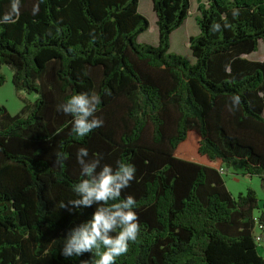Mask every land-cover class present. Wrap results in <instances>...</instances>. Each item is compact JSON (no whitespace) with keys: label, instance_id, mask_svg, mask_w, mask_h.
<instances>
[{"label":"trees","instance_id":"1","mask_svg":"<svg viewBox=\"0 0 264 264\" xmlns=\"http://www.w3.org/2000/svg\"><path fill=\"white\" fill-rule=\"evenodd\" d=\"M139 4L0 0V86L9 65L14 87L37 94L14 115L0 105V264H91L61 255L95 208H60L83 178L79 147L136 169L121 197L136 199L140 231L116 264H264L259 198L223 178L241 165L264 182V59L247 57L264 42V0H198L192 63L170 51L191 1L152 0L157 45L138 40L150 26ZM87 92L103 125L78 139L57 106Z\"/></svg>","mask_w":264,"mask_h":264},{"label":"clouds","instance_id":"2","mask_svg":"<svg viewBox=\"0 0 264 264\" xmlns=\"http://www.w3.org/2000/svg\"><path fill=\"white\" fill-rule=\"evenodd\" d=\"M233 15H237L236 10ZM233 102L238 104L239 98L235 97ZM100 103L95 92L79 93L60 103L57 111L71 117V133L79 139L103 125V120L96 115ZM61 161V154H57L56 163L62 166ZM76 161L83 178L72 184L74 198L66 203L61 201L60 208H68L70 212L93 205L95 208L86 220L67 231L61 255L79 257L89 252L91 264H116L117 258L128 252L129 243L137 240L140 231L136 199L132 195L121 197L122 190L135 179V166L124 160H118L115 167L102 165L99 158H89L85 147L77 149Z\"/></svg>","mask_w":264,"mask_h":264},{"label":"rangeland","instance_id":"3","mask_svg":"<svg viewBox=\"0 0 264 264\" xmlns=\"http://www.w3.org/2000/svg\"><path fill=\"white\" fill-rule=\"evenodd\" d=\"M190 1L191 9L193 11L198 7V0ZM139 10L149 20L150 26L138 40L142 43H149L153 37L158 38L157 18L153 10L152 0H140ZM182 56L185 57V55ZM247 57L251 60H263L264 42L261 41L258 49L255 52L248 54ZM186 59L188 60V58ZM192 61L190 60L189 62L192 63ZM1 72L5 75L6 82L0 86V105L6 106L8 111L13 115L19 113L27 105H32L37 98V94L34 92L27 93L25 91H20L14 87L12 83L14 72L12 67L9 65H3ZM243 173V166L235 165L227 168V171L223 173V178L227 188L234 196H237L241 192L246 193L248 189L255 190L259 198L260 208L255 210L254 215L255 217H258L261 209H264V182L258 176H248ZM255 233L260 234L258 223H256L255 226ZM259 252L264 256V240L259 244Z\"/></svg>","mask_w":264,"mask_h":264},{"label":"crops","instance_id":"4","mask_svg":"<svg viewBox=\"0 0 264 264\" xmlns=\"http://www.w3.org/2000/svg\"><path fill=\"white\" fill-rule=\"evenodd\" d=\"M198 15H199L198 7L193 11L192 9H190L189 16L184 22V24L175 31H173L171 34L170 51H173L181 55H185V57L188 58V60L189 58L191 61L193 60L192 62H194L195 59L189 48V39L191 36L197 35L199 33V28H197L198 26L196 24V17ZM158 42H159V34H158V38L153 37L151 42L149 43H152L153 45H157Z\"/></svg>","mask_w":264,"mask_h":264},{"label":"built area","instance_id":"5","mask_svg":"<svg viewBox=\"0 0 264 264\" xmlns=\"http://www.w3.org/2000/svg\"><path fill=\"white\" fill-rule=\"evenodd\" d=\"M258 227L262 228V226L260 224H258ZM256 239H257L258 242H260L262 240L261 235L257 234Z\"/></svg>","mask_w":264,"mask_h":264}]
</instances>
